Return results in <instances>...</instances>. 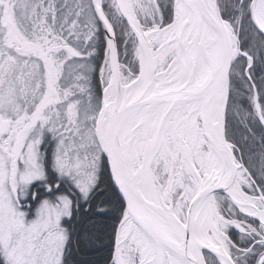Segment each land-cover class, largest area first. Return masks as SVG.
<instances>
[{
    "label": "snow or ice",
    "instance_id": "6c2138e0",
    "mask_svg": "<svg viewBox=\"0 0 264 264\" xmlns=\"http://www.w3.org/2000/svg\"><path fill=\"white\" fill-rule=\"evenodd\" d=\"M0 264H264V0H0Z\"/></svg>",
    "mask_w": 264,
    "mask_h": 264
}]
</instances>
